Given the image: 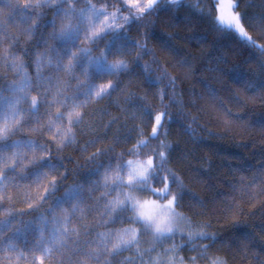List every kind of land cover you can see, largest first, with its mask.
I'll return each mask as SVG.
<instances>
[{
  "label": "snow or ice",
  "instance_id": "6c2138e0",
  "mask_svg": "<svg viewBox=\"0 0 264 264\" xmlns=\"http://www.w3.org/2000/svg\"><path fill=\"white\" fill-rule=\"evenodd\" d=\"M154 4L155 0H144L143 6L141 0H128L138 16ZM14 7L23 13L18 19H10L0 9V68L4 70L0 75L12 74L7 93L0 90V264H233L235 256L230 260L225 249H234L246 264H264V220L256 232L243 218L246 202L252 208L258 203L264 216V162L255 168L247 167L243 159L229 165L232 176H238L231 190L239 199L225 198L221 211L236 231L227 238L211 231L210 220L204 218L209 201L167 167L175 146L169 139L173 134L170 105L178 106L191 120L185 123L188 135L194 141L199 135L193 127L199 116L187 111L183 93L177 91L179 77L166 66L160 71L145 63L142 84L146 88L133 92L132 80L125 84L120 79L121 73L129 72L128 61L110 59L107 48L98 55L92 51L94 42L128 17L95 0H84L81 7L74 0H16ZM218 19L247 35L233 11V0H220ZM74 38L79 47L71 44ZM93 68L117 79L81 87ZM149 79L155 83L149 85ZM148 90L158 103L149 100ZM114 93L118 94L114 103L126 113V120L133 121L130 131L135 135L122 138L117 130L111 143L105 144L98 134L101 125L95 122V110L89 109ZM209 95L217 99L214 91ZM121 96L125 104L134 102L135 107L121 105ZM190 103L197 104L195 99ZM220 103L227 117L242 119V110ZM118 119L113 115L102 127L107 129ZM224 122L230 126L232 120ZM145 126L151 133L148 140L142 139ZM260 127L264 130V123ZM75 129L88 136L82 144ZM46 132L53 135L45 136ZM131 140L134 147L117 152ZM151 140L159 141V164L154 156L141 158ZM69 147L78 148L85 163L95 164L90 172L100 168L101 157L107 164L98 176L69 184L61 156ZM125 152L134 158H127ZM157 167L166 171L159 176L163 187L150 180ZM200 167L208 174L211 157ZM192 180L200 183V174ZM144 192L151 197L145 198ZM185 204L193 215L180 210ZM257 239L260 251H255Z\"/></svg>",
  "mask_w": 264,
  "mask_h": 264
},
{
  "label": "clouds",
  "instance_id": "9594fccd",
  "mask_svg": "<svg viewBox=\"0 0 264 264\" xmlns=\"http://www.w3.org/2000/svg\"><path fill=\"white\" fill-rule=\"evenodd\" d=\"M74 2L78 7L84 6V0ZM95 2L106 5L109 11H118L121 17H128L126 21H117L118 28L111 29L91 45L94 54L98 55L102 49L107 48L110 59L122 57L128 61L129 72L121 73L120 79L124 80L129 75L143 79L142 67L145 63L152 64L160 71L166 66L173 75L179 77L178 85L183 86L184 95L189 98L188 103L193 97L205 102L204 108L198 104H191V108H187V111L199 116L198 125H193L199 134L195 141L185 128V123H191V120L189 122L180 109L174 113V105H170L173 134L169 139L175 142V146L169 154L167 167L174 168L186 183L209 201V193L202 184L193 183L192 178L200 174L195 161L200 159L202 147H211L209 138L217 134L208 127L209 123L216 124L214 115L221 116L224 125L225 119L232 120L226 116L220 102L223 101L225 105L232 102L242 111L243 106L249 102L258 104L264 119V0H233V11L238 14L247 35H241L234 27H226L219 22L220 0H155V4L139 16L135 9L128 7V0ZM143 4L144 0H141V6ZM50 24L51 19L48 20V25ZM145 42L146 48L137 47L138 43ZM71 44L80 46L76 38L71 40ZM138 56L141 58L138 59ZM82 68L83 63L78 71ZM3 71L0 68V72ZM11 75L10 72L0 75V90L5 94ZM108 79L117 78L93 68L88 74V82L81 87ZM147 83L153 85L155 81L149 79ZM210 91L216 93L217 99L211 98ZM241 101L245 103H240ZM43 107L42 101L41 108ZM157 110H160L159 106ZM234 123L232 120L231 125ZM260 131L264 133L261 127ZM51 135L53 134L45 133V136ZM150 135V129L145 126L142 139L148 140ZM134 146L135 142H131L118 148L117 152ZM159 151V141L151 140L148 147L141 151V158L154 156L159 164ZM125 156L134 158L128 156L127 152ZM106 164L107 160H104L99 169L89 172V178L98 176ZM156 171L157 175L151 176L150 180L156 187H163L159 176L165 175L166 171L159 167ZM63 190L62 187L61 194ZM61 194L57 195V200L61 198ZM142 195L150 198L152 194L144 192ZM180 210L186 215H193V210L186 204Z\"/></svg>",
  "mask_w": 264,
  "mask_h": 264
},
{
  "label": "trees",
  "instance_id": "16d2710c",
  "mask_svg": "<svg viewBox=\"0 0 264 264\" xmlns=\"http://www.w3.org/2000/svg\"><path fill=\"white\" fill-rule=\"evenodd\" d=\"M15 3L16 0H11V2L10 0H0V9H3L5 14H10V19H18L23 15L20 9L14 7ZM41 31H46V28H42ZM29 51H31V49H29ZM28 70L34 75V69L32 67H29ZM129 80H132L129 87L133 92H143L146 88V86L142 84V77L135 75L132 77H125V84H127ZM177 91L183 93L182 98L185 101V107L191 108V103H188L189 98L184 95L183 86L178 85ZM117 95V93H114L113 97H106L103 101H100L98 105H91L89 109V111L95 110V122L97 125H101L98 129V134L105 138V144L111 143L112 137L114 134H117V130H119L118 134L122 138L124 136H129L130 138L135 135L134 131H130L133 121L131 119L126 120V113H123L121 108L117 107L114 103V99ZM148 97L150 101L158 103L154 100L152 90H148ZM193 99L196 100L201 108L206 107L204 101H200L195 97H193ZM120 103L129 109L135 107L134 102L125 104L122 96ZM228 106L234 111H240L232 102H229ZM259 108L260 106L258 104L249 102L246 106H243V111H240L242 119L237 120L235 117H230V119L235 121L231 126L224 125L223 118L214 115L213 118L216 120V124L209 123L208 127L209 130L215 131L217 134L209 138L212 142V146H203L200 152V159L195 161V166L200 172V184H202L203 188L209 193L207 198L210 207L208 209V215L204 218L211 220V231H217L225 238L235 232L236 229L233 228L230 219H225V214L221 209L224 207L225 198L235 196L239 199L238 193H234L231 190V185L238 179V176L235 178L232 176L229 165L236 166L240 163V160L243 159L247 167L255 168L258 167L261 162H264V133L260 131V124L264 123V119L261 117ZM101 109H105L106 111H101ZM178 109V106H173L174 113H176ZM113 115L118 116L119 119L109 128L104 129L102 127L103 123H106ZM177 118H179V116ZM136 123H139V121ZM75 130L78 133V139L81 144L88 139V136L81 134L79 129ZM204 135L207 137L206 133H204ZM131 142L135 141L131 140ZM93 150L94 149H90V151ZM53 154L55 155V152ZM61 156L63 157V163L68 171L67 183L69 184L73 181L85 182L89 178L88 173L95 167L94 163H85L83 155L76 147L65 149ZM207 157H211V171L205 174L201 171L200 166L205 162V158ZM77 158H79L80 161V166L78 168L76 167ZM101 160L104 161L106 158L101 157ZM205 167H207V165H205ZM74 168H76L75 173H73ZM62 171H64V169H62ZM244 175H247V173L245 172ZM60 194V192L57 193V195ZM18 206L24 207L23 204H18ZM259 208L260 205L258 203L255 208H252L246 202L245 212L243 213V218L254 227L256 232H260L262 226L261 221L264 220V216L261 215ZM46 209L47 205H45V210ZM249 212L253 214L249 215ZM32 215L35 216L38 215V213H33ZM249 230L251 231L252 229L249 228ZM177 242H179V238H177ZM225 251L230 260H233L235 256L233 264H246L245 261L241 260V258L236 255L234 249H225ZM255 251H260L258 239ZM125 255H128V253H125ZM253 264H255V261H253Z\"/></svg>",
  "mask_w": 264,
  "mask_h": 264
}]
</instances>
